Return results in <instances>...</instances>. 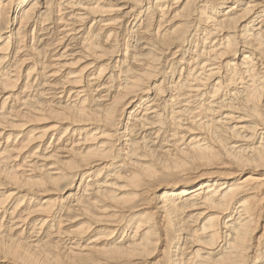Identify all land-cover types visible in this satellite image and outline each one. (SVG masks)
<instances>
[{"label":"bare ground","instance_id":"6f19581e","mask_svg":"<svg viewBox=\"0 0 264 264\" xmlns=\"http://www.w3.org/2000/svg\"><path fill=\"white\" fill-rule=\"evenodd\" d=\"M0 264H264V0H0Z\"/></svg>","mask_w":264,"mask_h":264}]
</instances>
